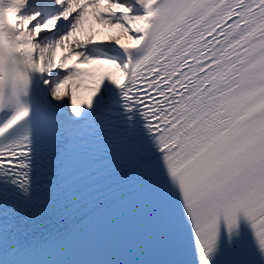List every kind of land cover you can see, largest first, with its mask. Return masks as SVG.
Wrapping results in <instances>:
<instances>
[{"label":"snow or ice","instance_id":"6c2138e0","mask_svg":"<svg viewBox=\"0 0 264 264\" xmlns=\"http://www.w3.org/2000/svg\"><path fill=\"white\" fill-rule=\"evenodd\" d=\"M0 264H264V0H0Z\"/></svg>","mask_w":264,"mask_h":264},{"label":"bare ground","instance_id":"6f19581e","mask_svg":"<svg viewBox=\"0 0 264 264\" xmlns=\"http://www.w3.org/2000/svg\"><path fill=\"white\" fill-rule=\"evenodd\" d=\"M108 34V30L107 29H101V36H100V38L102 39V38H104V36L105 35H107ZM83 95H87V93H83Z\"/></svg>","mask_w":264,"mask_h":264}]
</instances>
